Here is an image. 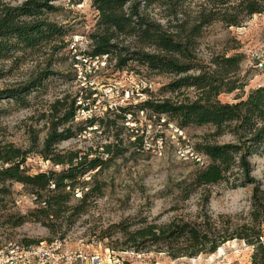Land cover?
Instances as JSON below:
<instances>
[{"label": "trees", "instance_id": "1", "mask_svg": "<svg viewBox=\"0 0 264 264\" xmlns=\"http://www.w3.org/2000/svg\"><path fill=\"white\" fill-rule=\"evenodd\" d=\"M56 1L21 0L13 5L0 0V61L15 59L26 50L67 46L65 38L70 30L49 18L59 10ZM203 1L192 11L187 0H93L97 18L89 35L90 49L79 55L92 59L106 56V65L113 62L116 70L173 78L158 93L144 90L146 100L116 107V118L110 121H106L108 117L92 116L76 122L78 110L87 109L80 100L82 96L56 97L40 115L44 137L32 129L26 149L9 142L0 144V185L20 183L29 188L38 204L27 215L17 217L15 226L32 218L53 229L67 213L86 212L89 200L102 192L103 185L96 179L99 171L122 157L127 148H122L120 140L92 155L79 150L61 151L58 145L88 128L116 126L120 119L147 112L149 117L165 116L179 130L207 128L192 147L202 158L201 167L177 185L183 201L199 195L198 209L194 214H176L165 223L139 219L114 224L118 237L116 243H110L112 248L162 252L173 259L194 258L212 254L222 244L238 239L252 247L251 264H264V188L253 176L252 161L264 157V86L245 92L248 81L241 69L243 53L207 51V57L200 55L210 26L220 23L239 27L250 17L264 13V0ZM51 74L46 69L25 83L1 89L0 100L13 102L18 108L31 107L32 93L43 88ZM233 92H240L234 102L219 99L221 94ZM92 93L84 99L91 98ZM226 136L228 141H216ZM137 142L141 143V137ZM32 153L63 169L30 174L25 164ZM87 175L89 180L85 179ZM224 182L233 188L252 187V208L247 218L232 221L229 216L215 217L209 211L210 186ZM79 190L82 194L77 197ZM75 198L76 204L72 203ZM30 242L26 245L39 243Z\"/></svg>", "mask_w": 264, "mask_h": 264}, {"label": "rangeland", "instance_id": "2", "mask_svg": "<svg viewBox=\"0 0 264 264\" xmlns=\"http://www.w3.org/2000/svg\"><path fill=\"white\" fill-rule=\"evenodd\" d=\"M20 1L9 0L13 5ZM202 2L187 0V6L193 11ZM92 3L93 0L55 2L59 10L49 14V18L70 30L65 38L68 44L64 48L26 50L16 54L15 59L0 61V90L25 83L46 69L52 72L45 81L46 85L32 93L31 107L18 108L13 102L0 100V144L9 142L26 149L30 145L29 131L32 129L44 137L46 130L40 115L56 97L82 96L80 100L87 109L84 113L80 110L76 122L85 120L87 115L108 117L106 121H110L116 118V107L146 100L148 94L144 90L158 93L159 88L173 78L116 70L114 63L109 61L108 66L94 72L95 65L79 55L80 51L90 49L89 35L97 18ZM207 51L243 53L241 69L248 81L245 92L264 86V69L255 68L247 59L252 51H264V13L250 17L239 27H225L220 23L210 26L202 40L200 55L207 57ZM83 73H89V76L80 78ZM90 92H93L91 98L85 100ZM239 93L221 94L219 99L232 103ZM105 107L109 112L106 113ZM91 129L97 127L88 128L61 142L58 149L96 155L107 145L122 141V148H127L123 156L97 175L98 183L103 185L101 194L89 200L86 212L78 214L76 210L71 215L67 213L55 222L53 229L32 218L15 226L13 221L17 217L27 215L38 204L28 187L17 182H8L3 187L0 185V189L4 190L0 191V249L10 242L27 244L30 241L64 238L68 241L67 246H82L89 252L99 251L106 254L110 260L108 263L113 264H251L252 247L238 239L222 244L212 254L194 258L173 259L162 252L113 249L110 243H116L118 235L112 225L123 220L147 219L165 223L176 214L195 213L199 195L183 201L178 197L177 185L201 167L193 156L192 147L207 128L192 126L179 130L174 123H168L165 116L158 119L149 117L147 112H140L129 115L126 120L120 119L116 126H105L96 131ZM139 137L141 143L137 142ZM228 140L226 136L216 141L222 143ZM252 161L253 176L264 188V157H255ZM25 167L30 174L63 169L37 153L27 157ZM89 178L90 175H87L85 179ZM210 192L208 207L213 216H229L232 221L249 216L252 208L251 186L233 188L224 182L210 186ZM72 203L76 204L78 200L75 198ZM104 235L111 236L102 238Z\"/></svg>", "mask_w": 264, "mask_h": 264}, {"label": "built area", "instance_id": "3", "mask_svg": "<svg viewBox=\"0 0 264 264\" xmlns=\"http://www.w3.org/2000/svg\"><path fill=\"white\" fill-rule=\"evenodd\" d=\"M247 59L255 68L264 69V51H252ZM83 60L95 65L94 72L106 65V56L93 59L84 58ZM88 76L89 73L80 74L82 79H86ZM104 109L107 110L106 107ZM80 110L82 113L85 111V109ZM80 110H78V116ZM87 117H92V115H87ZM193 156L197 162L202 163L200 156L196 154ZM76 195H80V192L78 191ZM67 244L68 241L64 238L31 245L10 242L0 249V264H113L108 263L110 260L106 254L99 251L89 252L82 246L70 247Z\"/></svg>", "mask_w": 264, "mask_h": 264}]
</instances>
